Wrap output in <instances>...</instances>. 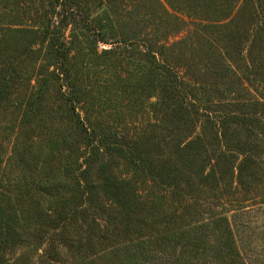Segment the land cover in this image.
<instances>
[{
	"label": "rangeland",
	"instance_id": "obj_1",
	"mask_svg": "<svg viewBox=\"0 0 264 264\" xmlns=\"http://www.w3.org/2000/svg\"><path fill=\"white\" fill-rule=\"evenodd\" d=\"M62 4L0 0V264H264V0Z\"/></svg>",
	"mask_w": 264,
	"mask_h": 264
},
{
	"label": "trees",
	"instance_id": "obj_2",
	"mask_svg": "<svg viewBox=\"0 0 264 264\" xmlns=\"http://www.w3.org/2000/svg\"><path fill=\"white\" fill-rule=\"evenodd\" d=\"M52 1L54 3H56V4H58L59 6L61 5L62 9H64L63 6H62L63 5L62 4V0H52ZM62 14H63V16L59 18V20L57 22V25H56L57 29H59L61 33L63 32L65 26L68 23V19H69V15L67 13L63 12ZM55 52H56L57 56L58 55H60L61 57L64 56V54H62V51L60 50L58 45H56ZM72 93L73 92L71 91V95L69 94L68 96L72 97L73 96ZM3 94H4V90L0 89V96H2ZM66 100L68 102L64 101V104L65 105L68 104L70 107H65V109L68 110L70 112V114L72 115L73 114V111H72L73 109L72 108H74L73 107L74 97H72V99L71 98H67ZM227 115L230 116V118L227 119V117H226ZM222 117H221L222 119L220 121L221 126H223L221 128L222 129V137H225L226 140L228 141V137L226 136V131H225L226 126H224V125H225L226 122H229L231 120H232V122L239 121V117H237V115H232V114H230L228 112H223ZM242 120L245 121L246 119L243 118ZM247 120L249 121L250 118L249 119L247 118ZM81 126H82V129L80 128V131L84 134V136L86 138V141L84 143H85L86 146H88V147L90 146L91 150H92V152H91L92 153L91 160L88 163L90 167H84L83 170L81 171V173H78L76 175L67 174V173L64 175L65 178L69 179V182H73L74 184L71 185L67 195H65L64 197H63V195L61 196V199H62L61 200V204L58 206V208H59L58 210L60 211L61 214H63L64 212H65V214L68 213V212H72L73 213V207H75V205L78 204V200H80L84 196V193L88 197V200L94 199V194L87 190L89 188H93V186H91V184L89 182H87L86 178H87L88 173L91 172L92 162H93L92 160H96L97 159L98 145H96V141H98V142H100L102 144L104 139H102V137L99 136V133L94 128H92L90 132H87V128L83 127V125H81ZM110 143H113V142H110ZM110 146L111 145L109 144L108 148ZM106 149H107V147H106ZM43 162H45V159H43ZM103 171H104V168H103ZM46 172H48V173H47V175H45V179L42 182L43 184L49 185V183L51 181H53L56 185H64L66 183H69V182H63L62 183V182L58 181V179H57L58 176L55 175L54 173L50 174L49 170H47ZM101 174H98V176L100 178H101ZM103 178L106 179L109 182L110 186L113 188L112 194H114V195L112 196V198L115 201H117V202H121L122 199L125 198L124 189L118 184V182L115 179H113V181H111L110 175H104ZM164 182L170 183L169 181H164ZM169 186L171 187V184ZM172 188L178 189L176 185H174ZM176 189H175L174 192L178 193V191ZM85 190H87V191H85ZM38 191L41 192V193H45V190L43 188H41V189L39 188ZM28 193H30V192H28ZM47 193L49 194L48 198L53 197L54 199H56V193H49L48 191H47ZM27 203H29V202H27ZM30 204H31V201H30L29 205ZM24 210H25V212H32L31 211V207H27V209H25V207L21 208V209H18L19 212H22ZM26 214L28 215L29 213H26ZM32 217H33V220L36 218V217H34V215H32ZM35 222H38V224L40 225V220L38 218H36Z\"/></svg>",
	"mask_w": 264,
	"mask_h": 264
}]
</instances>
